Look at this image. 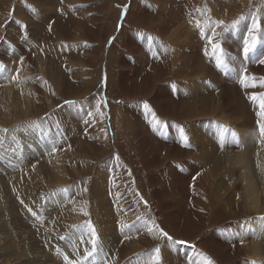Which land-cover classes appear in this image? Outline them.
Wrapping results in <instances>:
<instances>
[{
  "label": "rangeland",
  "instance_id": "1",
  "mask_svg": "<svg viewBox=\"0 0 264 264\" xmlns=\"http://www.w3.org/2000/svg\"><path fill=\"white\" fill-rule=\"evenodd\" d=\"M263 57L264 0H0V264L258 263L259 214L213 200L193 139L231 93L262 135Z\"/></svg>",
  "mask_w": 264,
  "mask_h": 264
},
{
  "label": "bare ground",
  "instance_id": "2",
  "mask_svg": "<svg viewBox=\"0 0 264 264\" xmlns=\"http://www.w3.org/2000/svg\"><path fill=\"white\" fill-rule=\"evenodd\" d=\"M214 66L215 65H213V67ZM2 68H3L2 64L0 63L1 72H2ZM205 70H206V65L204 66V72ZM7 71L8 74L5 73L6 71L3 72L8 77L5 83L7 84L6 89L9 90L14 87V85L10 83L12 75H14L13 67L12 69L8 67ZM210 72L213 74L212 71ZM15 76H18L17 73H15ZM219 83H220L219 79H216L215 77L210 78V80L207 82V84H209V87L207 86L206 91L200 97L197 104H194V101L191 99L189 100L185 99L182 101L183 111L187 112L188 115H193L194 112L196 113L200 109L203 110V112H207V113L208 111L209 113H211L213 110L218 109L221 105L220 99L219 101L211 104L209 97H207L205 94L209 93L211 95L210 90L212 89V84L216 85L215 89L218 91ZM10 93H11L10 91L5 90V94L9 98L11 97ZM231 94H229L230 95L228 100L229 104L227 103V105L229 106V113H232L233 117L229 119L228 116H231L230 114H223V113L221 114L222 117H224L228 121L230 120V122L227 121L226 124L217 125L214 129L213 128L211 129L210 126L212 121L209 122L204 121L205 125H209V127H205L204 130L201 131V134L203 136L196 135V137L193 140L196 139L198 140L196 144V147L199 149L198 154L202 153L204 157V163L206 166L205 175H206V179L209 180V184L213 190L212 191L213 200L221 199L222 203L227 202V205H229L231 209L235 199L241 196V194H244L247 200V205H246L247 209L251 211H255L256 213L259 214L258 217L252 220L253 226H251V228L252 227L254 228L253 229L254 233L257 235L258 243L251 237L252 234H250L251 230L248 229L249 227L248 225L245 226L241 225L239 229H241L240 235L244 236L245 248L247 249V251L248 252L250 251V253L253 256H259V258H257L258 263L255 262L254 260H252L250 263L264 264V244L263 245L259 244L262 239V236L264 235V231H263L264 230V128L262 129L263 132L261 136H259L260 133H257L254 127L250 128L251 126L254 125V120L251 119L250 116H247L248 110L246 109V105L243 104L244 102L242 100H240L236 96H231ZM1 96L4 95L1 94ZM200 106L202 108H200ZM220 170H222V172ZM238 184L244 186V189L242 191L234 188V186H238ZM26 232L27 230H25V233ZM239 237L240 236H238V238ZM65 240L67 241V239ZM22 243L26 244L24 240H22ZM62 249L60 248V250L58 251L60 255L64 254L62 252ZM54 251L53 254H56ZM24 256H25L24 253L18 252L17 254H15L14 259L19 260L23 258L24 261H26L27 259L24 258ZM90 257L93 260L91 264H99L98 263L99 261L97 260L95 255L90 254ZM31 264H35V262L31 261ZM38 264H54V262L51 259L50 260L48 259L47 261L44 260L43 262ZM68 264H74V263L68 262Z\"/></svg>",
  "mask_w": 264,
  "mask_h": 264
},
{
  "label": "snow or ice",
  "instance_id": "3",
  "mask_svg": "<svg viewBox=\"0 0 264 264\" xmlns=\"http://www.w3.org/2000/svg\"><path fill=\"white\" fill-rule=\"evenodd\" d=\"M255 46V38H253V43H252V45H251V47H254ZM251 47H249L247 44L245 45V48H244V52L245 53H248L250 50H251ZM261 63H264V59H262L261 61H260ZM223 63V61L222 60H220V61H218V64H222ZM244 81H241V83H243ZM145 107L147 108L148 106L147 105H145ZM262 116H264V101H262V103H261V113H260ZM6 131V130H5ZM185 140H187V137H185ZM92 235H93V240H92V243H93V245L95 246V244H96V233H95V230L94 229H92ZM163 235L164 236H167V233H163ZM170 239V238H169ZM158 253H159V249H157V260H159V255H158ZM209 264H211V262H209Z\"/></svg>",
  "mask_w": 264,
  "mask_h": 264
},
{
  "label": "crops",
  "instance_id": "4",
  "mask_svg": "<svg viewBox=\"0 0 264 264\" xmlns=\"http://www.w3.org/2000/svg\"><path fill=\"white\" fill-rule=\"evenodd\" d=\"M125 19V18H124ZM244 46H242V50H241V57L243 58V59H250V57H249V53L250 52H252V51H254V50H256L255 48H251V50L248 52V53H245L244 52ZM207 55H209V56H211L212 54H214V53H217L218 52V54H221V50L219 49V48H217V47H211L210 49H208V50H205L204 51ZM218 54L217 55H215V57L216 58H218V61L221 59V58H224L223 57V54L221 55V56H218ZM234 55H236V54H234ZM259 55V54H258ZM257 55V56H258ZM264 58V57H263ZM222 66H224L223 64H221V67ZM226 68H227V66H226Z\"/></svg>",
  "mask_w": 264,
  "mask_h": 264
}]
</instances>
